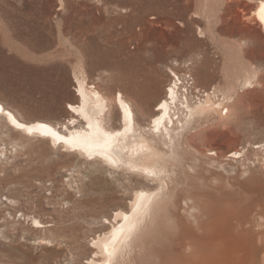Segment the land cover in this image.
<instances>
[{
	"label": "rangeland",
	"instance_id": "obj_1",
	"mask_svg": "<svg viewBox=\"0 0 264 264\" xmlns=\"http://www.w3.org/2000/svg\"><path fill=\"white\" fill-rule=\"evenodd\" d=\"M259 2L0 0V101L27 122L64 121L80 56L96 86L109 93L125 86L140 103L137 84L161 61L196 62L193 74L205 87L224 86L255 68L260 84L234 106L246 123L236 129L232 121L233 136H242L248 119L264 125V28L254 18ZM156 85L150 97L160 94ZM75 157L0 119V264H88L103 218L129 204L139 181Z\"/></svg>",
	"mask_w": 264,
	"mask_h": 264
},
{
	"label": "bare ground",
	"instance_id": "obj_2",
	"mask_svg": "<svg viewBox=\"0 0 264 264\" xmlns=\"http://www.w3.org/2000/svg\"><path fill=\"white\" fill-rule=\"evenodd\" d=\"M256 6L264 28V0ZM179 60L161 61L134 82L140 103L125 86L111 93L96 86L80 56L64 121L27 122L0 101V119L15 129L139 181L129 204L103 218L88 264H264V125L248 119L242 136L232 129V121L236 129L246 123L234 106L260 84V72L205 87L196 62ZM156 83L160 94L150 97Z\"/></svg>",
	"mask_w": 264,
	"mask_h": 264
}]
</instances>
